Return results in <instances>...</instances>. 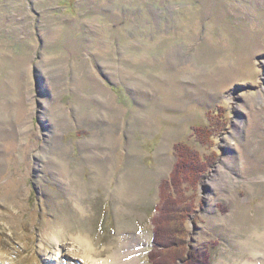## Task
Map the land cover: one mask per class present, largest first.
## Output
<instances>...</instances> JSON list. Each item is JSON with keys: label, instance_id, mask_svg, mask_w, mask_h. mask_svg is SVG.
<instances>
[{"label": "rangeland", "instance_id": "rangeland-1", "mask_svg": "<svg viewBox=\"0 0 264 264\" xmlns=\"http://www.w3.org/2000/svg\"><path fill=\"white\" fill-rule=\"evenodd\" d=\"M178 182L159 258L264 264V0H0V264H149Z\"/></svg>", "mask_w": 264, "mask_h": 264}, {"label": "trees", "instance_id": "trees-1", "mask_svg": "<svg viewBox=\"0 0 264 264\" xmlns=\"http://www.w3.org/2000/svg\"><path fill=\"white\" fill-rule=\"evenodd\" d=\"M184 155V153H182ZM188 157L191 159L190 162L194 165H196L195 168H189L188 165H184L181 167L182 169V174H184V181H186L191 187L194 188V183L193 180H188L187 179V173H193L199 171V167H201L200 162L198 163L197 159V154H189ZM180 162V161H179ZM178 169V167L176 166ZM176 169V172H177ZM171 180L173 179L174 183L176 180V176L171 175L170 176ZM180 182H178V185L176 186V191H177V196L176 200L173 201L174 205L166 208L167 214L165 216V221L168 223L167 225L162 224L164 218L161 221V213H162V207L159 205V208L157 207L158 214L156 217H153L151 225H152V247L147 253V258L149 264H178L181 262L182 264H205L206 262V257L204 255H197L194 256L191 251H186V249H183L184 246L181 245L179 246V251L177 250V254L173 257V255H168L167 258H159L160 254L159 249L161 247L166 246H171L174 245L175 243H182L184 236H185V230L183 228V223L186 220V218L190 214V209L187 206H182L180 203L183 201V191L181 189V186H179ZM176 185V183H175ZM163 187L166 189L165 183H163ZM162 190V187H161ZM161 199V197H160ZM163 199L161 200V202ZM180 205H179V204ZM159 209V210H158ZM163 216V215H162ZM161 217V218H160ZM160 218V220H159ZM161 221V223H160ZM165 241H164V240ZM180 245V244H179ZM176 253V252H175ZM158 256V258H157Z\"/></svg>", "mask_w": 264, "mask_h": 264}, {"label": "bare ground", "instance_id": "bare-ground-1", "mask_svg": "<svg viewBox=\"0 0 264 264\" xmlns=\"http://www.w3.org/2000/svg\"><path fill=\"white\" fill-rule=\"evenodd\" d=\"M55 240H57V239H55ZM87 241L88 240L86 238H84V237H82L80 235L78 237L74 236V238H72V245H70V247H69L71 249V251L68 249L67 255L79 258L80 259L79 261H81V264H129V263L134 264V261H133V259L131 257L135 253V251H134L135 246L133 244H129L127 246V252L130 253L129 257H131V259H129L127 257L126 251L124 249H122V245H121L116 251H114L112 254H109L108 257L105 260L98 261L99 258L96 259L91 254L90 245H89V243ZM57 247H58L56 249L57 252L64 250L63 247L61 246V244L59 246H57ZM62 255H64V252L61 253L60 256H62ZM126 259H129V260H126ZM54 261H55L54 264H61L59 259H55ZM46 263H47L46 260H43V264H46ZM2 264H5V262L3 261ZM242 264H250V263H249V261H245Z\"/></svg>", "mask_w": 264, "mask_h": 264}]
</instances>
